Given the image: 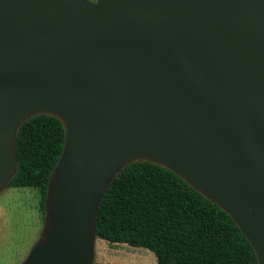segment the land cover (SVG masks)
Masks as SVG:
<instances>
[{"label": "water", "instance_id": "95a60500", "mask_svg": "<svg viewBox=\"0 0 264 264\" xmlns=\"http://www.w3.org/2000/svg\"><path fill=\"white\" fill-rule=\"evenodd\" d=\"M41 115L65 145L23 264H93L103 198L142 162L224 210L264 264V0H0V193Z\"/></svg>", "mask_w": 264, "mask_h": 264}, {"label": "trees", "instance_id": "16d2710c", "mask_svg": "<svg viewBox=\"0 0 264 264\" xmlns=\"http://www.w3.org/2000/svg\"><path fill=\"white\" fill-rule=\"evenodd\" d=\"M64 145V127L51 116L30 118L18 132L19 167L9 188L39 190L44 217ZM97 237L147 249L157 264H258L224 210L175 173L147 162L127 166L112 182L99 209Z\"/></svg>", "mask_w": 264, "mask_h": 264}, {"label": "rangeland", "instance_id": "374dc122", "mask_svg": "<svg viewBox=\"0 0 264 264\" xmlns=\"http://www.w3.org/2000/svg\"><path fill=\"white\" fill-rule=\"evenodd\" d=\"M44 218L39 190L8 187L0 193V264H23L42 235ZM93 264H157V260L147 249L97 239Z\"/></svg>", "mask_w": 264, "mask_h": 264}]
</instances>
